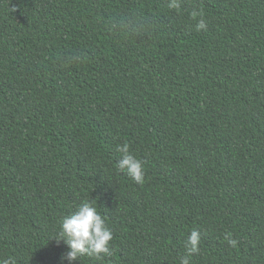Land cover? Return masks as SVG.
<instances>
[{
    "label": "trees",
    "instance_id": "16d2710c",
    "mask_svg": "<svg viewBox=\"0 0 264 264\" xmlns=\"http://www.w3.org/2000/svg\"><path fill=\"white\" fill-rule=\"evenodd\" d=\"M167 4L0 0V260L61 264L90 201L111 255L73 264H180L192 230L190 264H264V0Z\"/></svg>",
    "mask_w": 264,
    "mask_h": 264
},
{
    "label": "clouds",
    "instance_id": "9594fccd",
    "mask_svg": "<svg viewBox=\"0 0 264 264\" xmlns=\"http://www.w3.org/2000/svg\"><path fill=\"white\" fill-rule=\"evenodd\" d=\"M169 9H180V0H168ZM194 12L193 17H196ZM196 30L207 29L205 19L200 18L196 24ZM116 151L120 158L116 161L117 167L127 174L137 183L144 182V165L130 150L127 143L118 145ZM57 243L63 242L67 251L60 256L61 264H73L81 257H94L97 260L102 256H110V242L113 233L109 228L104 216L97 211V208L90 201H83L75 211L62 218L59 230L53 236ZM225 239L232 245L236 241L226 235ZM200 234L197 230H192L185 243L187 255L180 258V264H190V257L199 251ZM0 264H14L11 258L0 260Z\"/></svg>",
    "mask_w": 264,
    "mask_h": 264
}]
</instances>
